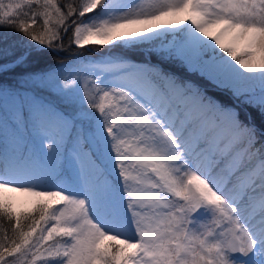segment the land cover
<instances>
[{"label":"snow or ice","instance_id":"6c2138e0","mask_svg":"<svg viewBox=\"0 0 264 264\" xmlns=\"http://www.w3.org/2000/svg\"><path fill=\"white\" fill-rule=\"evenodd\" d=\"M0 264H264V0H0Z\"/></svg>","mask_w":264,"mask_h":264},{"label":"trees","instance_id":"16d2710c","mask_svg":"<svg viewBox=\"0 0 264 264\" xmlns=\"http://www.w3.org/2000/svg\"><path fill=\"white\" fill-rule=\"evenodd\" d=\"M91 47L93 49L95 48L96 50H100V51L106 49V47L110 48V46L88 45L82 49H77L75 46H73V48L70 52H61L58 54L49 53L47 56L46 62L39 63V64L34 62L33 63V69L34 70H40L41 68H45V67H54L60 63L66 64L72 60H75L77 57L91 59V58H93L91 56V52L93 51V49H91ZM109 48H108V50L110 52H112L113 54H116V55L120 54V49L112 48V47L110 49ZM168 69L170 71L177 73L178 75H182V76L186 75L184 69L179 64L170 65V66H168ZM3 79L11 80V79H14V76L9 74V75L3 77ZM192 79L194 80V82L199 83L202 87H205L207 89L208 94L214 96L222 104H225V105L232 104V100H231L229 95H225L223 93L218 92L217 89H215L211 84H208L205 81H200V80L196 79L195 77H192ZM252 114L255 118L256 124L259 126L261 124V117L255 111H253Z\"/></svg>","mask_w":264,"mask_h":264},{"label":"rangeland","instance_id":"374dc122","mask_svg":"<svg viewBox=\"0 0 264 264\" xmlns=\"http://www.w3.org/2000/svg\"><path fill=\"white\" fill-rule=\"evenodd\" d=\"M91 15V14H89ZM123 31L124 30H121L118 34H123ZM93 46V45H92ZM107 46V45H105ZM238 48H242L243 47V42L241 41L238 45H237ZM109 47H106V49L100 51V50H96L95 48L93 49L91 47V49H93V51L91 52V56L93 58L91 59H88V60H99V59H102L104 57H107L109 55H116V54H113L112 52H110L108 50ZM111 48V47H110ZM109 48V49H110ZM14 197H15V205L18 209L20 208H26L28 206V201H30V197H27V196H23V195H20V194H14Z\"/></svg>","mask_w":264,"mask_h":264}]
</instances>
